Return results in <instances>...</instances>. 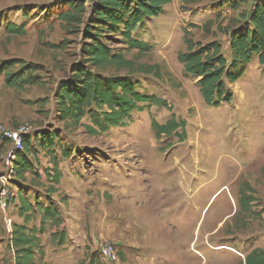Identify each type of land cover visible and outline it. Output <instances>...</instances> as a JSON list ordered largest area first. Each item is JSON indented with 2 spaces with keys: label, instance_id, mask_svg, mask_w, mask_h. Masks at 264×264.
Instances as JSON below:
<instances>
[{
  "label": "rangeland",
  "instance_id": "1",
  "mask_svg": "<svg viewBox=\"0 0 264 264\" xmlns=\"http://www.w3.org/2000/svg\"><path fill=\"white\" fill-rule=\"evenodd\" d=\"M66 1L0 0V67L17 60L24 64L8 73L30 65L37 77L35 86L19 91L6 86L8 73L0 74V124L28 123L37 133L57 134L52 159L67 177L55 200L63 204L61 226L47 224L41 235L45 261L110 264L100 254L107 244L117 247L125 264H246L253 250L264 251V66L255 57L239 81L226 79L233 101L214 107L204 102L198 80L178 60L187 50L188 32L203 46L218 41L230 67L229 33L247 21L256 0H232L237 8L231 0H175L134 33L147 44L144 52L109 35L106 41L117 53L137 67L158 70L129 76L112 68L103 77H129L140 93L164 99L168 106L139 105L124 127L97 136L82 126H93L91 114L78 125L62 120L59 112L63 83L72 82L76 67L87 69L82 54L86 26L61 20L69 10ZM207 22L209 31L202 28ZM10 25L25 34H8ZM172 118L185 127L158 137L153 123L165 125ZM9 148L0 145V179L8 171ZM37 152L34 165L49 167L51 157ZM39 180L27 173L24 180H12L9 189L16 197L17 190ZM15 214L12 207L5 215L0 209V264H13L4 219L16 224ZM39 218L29 225L39 226Z\"/></svg>",
  "mask_w": 264,
  "mask_h": 264
},
{
  "label": "trees",
  "instance_id": "2",
  "mask_svg": "<svg viewBox=\"0 0 264 264\" xmlns=\"http://www.w3.org/2000/svg\"><path fill=\"white\" fill-rule=\"evenodd\" d=\"M91 7L87 6L89 0H67L69 10L61 14V20L69 25L85 24L84 48L82 54L85 58L87 69L76 67L72 82L63 83L59 94V112L62 120H71L80 124L81 120L91 114L93 126L82 125L86 133L97 136L114 128L124 127L125 118L131 115L139 105L150 104L155 107H167L164 99L156 96H146L136 89V85L129 77L108 76L103 77L112 68L126 70L130 75L153 74L158 66L137 67L134 61L127 59L122 53H117L111 48L109 35H119L124 44L139 52L147 51V44L134 38V33L147 20L159 17L164 13L165 7L175 0H90ZM185 4H196L199 0H182ZM237 8L236 1L233 2ZM90 12V13H89ZM87 16V17H86ZM207 22L203 29L209 31ZM10 35H24L25 29L16 25L7 27ZM230 50L233 56L232 65L222 53V45L218 41L203 46L195 42L190 33H185L187 50L178 55V60L183 64L188 76L198 80V87L204 102L208 106L218 107L223 103L230 104L233 96L226 89L224 82L227 79L234 84L246 73L248 66L255 57L264 66V0H256L255 5L248 15L247 21L241 23L230 33ZM20 61L5 63L0 67V74L8 73ZM35 67L24 65L16 73H8L6 86L23 91L27 86H35L37 77L33 76ZM107 108V109H105ZM100 112V113H99ZM103 119V120H102ZM158 137L171 136L184 123L176 122L172 118L165 125L153 123ZM57 134L40 131L35 139L40 148L49 153L54 148V139ZM30 138L24 140V150L19 152L15 167V179L24 180L27 172L31 170L30 155L34 154ZM67 157V152L63 153ZM54 160V159H53ZM57 170L58 162L53 161ZM60 175L55 173L52 181L58 184ZM18 182V181H17ZM19 200V203L17 201ZM242 207L247 208V203L242 201ZM11 207L23 220L17 227L13 224L9 235V249L14 253L13 264H48L44 261L45 255L41 246L40 235L45 232L46 220H51L56 226H61L60 212L53 207L44 208L37 204V209L42 214V225L37 228L30 226L36 220L34 206L22 195L12 198ZM244 208V209H245ZM6 228V227H5ZM63 243L62 239L60 238ZM122 258V257H121ZM246 264H264V251L253 250L246 257Z\"/></svg>",
  "mask_w": 264,
  "mask_h": 264
},
{
  "label": "built area",
  "instance_id": "3",
  "mask_svg": "<svg viewBox=\"0 0 264 264\" xmlns=\"http://www.w3.org/2000/svg\"><path fill=\"white\" fill-rule=\"evenodd\" d=\"M258 1V0H257ZM37 131L30 124H24L17 128H10L5 124H0V145H9V152L6 157V165L8 171L5 176L0 179V209L4 215L11 207L13 195L9 189L12 180L15 179V167L19 152L24 150L25 138L35 137ZM6 230L11 233L13 228L12 220L6 217ZM103 260L110 264H125L117 247L113 244H107L100 249Z\"/></svg>",
  "mask_w": 264,
  "mask_h": 264
},
{
  "label": "crops",
  "instance_id": "4",
  "mask_svg": "<svg viewBox=\"0 0 264 264\" xmlns=\"http://www.w3.org/2000/svg\"><path fill=\"white\" fill-rule=\"evenodd\" d=\"M228 3L229 2H227L226 4H228ZM166 7H168V6H166ZM229 44H230V42H229ZM30 139H32V140H30V143H31L32 147L34 148L35 153L30 155V157H29L32 168L27 173H34L35 176L39 177L40 183L37 184V182H36L35 184H33L31 186L27 185L25 188H21V189L17 190L18 193L16 194V196H18L19 194L22 195L24 198H26L34 206V211L36 212V217L40 215L39 226L35 225L37 228H39L42 225V214H40L38 212L37 204L41 205L44 208L53 207L54 209H57L60 212V210H61L60 206H62L63 204L58 202L59 205H57L55 200H56V195L59 194V190H58L59 186L60 185L63 186V182L65 179H67V177L65 174H63L62 169L60 167L57 166V170L54 168V164H53L54 160L52 158L54 157L53 152H54V150H56V148L54 147L51 150V152L49 153L48 151L39 147L38 142L35 139V137H31ZM40 150L44 151L46 155H49L51 157V158H49L50 161H48L49 167H46L45 169L44 168L40 169L38 164L34 165V163L32 161V157L36 156V151H38L37 152V155H38ZM58 164L60 166V163H58ZM37 170H39V173L41 174V176H39V173L37 172ZM40 170H42L45 174L42 173V171L40 172ZM55 173H58L60 175V179H59L58 184H56L52 181V177ZM18 203H19V200L17 201L16 204H18ZM60 214H61V212H60ZM59 218H61V215ZM22 222H23V220L18 217V221L16 222L17 227L20 224H22ZM47 224L52 225V226H50V229H57L56 227H60V226H56V224H53L52 219L46 220L44 225L46 226ZM43 234H41V235H43ZM53 234H54V236H52ZM56 234H58L57 231H52L51 232V238L56 239V236H55ZM41 235H40V237H41ZM42 244L43 243H41V246L44 245V244L43 245ZM56 244L59 245V242L57 241ZM45 245H47L48 247H52L53 244H45ZM58 249H59V246H58V248H55V250H53V251L54 252L56 250L59 251ZM44 261H45V258H44Z\"/></svg>",
  "mask_w": 264,
  "mask_h": 264
}]
</instances>
